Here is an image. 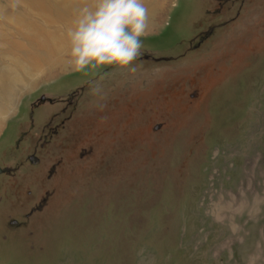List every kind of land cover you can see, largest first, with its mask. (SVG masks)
I'll return each mask as SVG.
<instances>
[{"label": "rangeland", "instance_id": "obj_1", "mask_svg": "<svg viewBox=\"0 0 264 264\" xmlns=\"http://www.w3.org/2000/svg\"><path fill=\"white\" fill-rule=\"evenodd\" d=\"M216 2L142 0L139 59L77 71L95 0H0V264H264V0Z\"/></svg>", "mask_w": 264, "mask_h": 264}, {"label": "clouds", "instance_id": "obj_2", "mask_svg": "<svg viewBox=\"0 0 264 264\" xmlns=\"http://www.w3.org/2000/svg\"><path fill=\"white\" fill-rule=\"evenodd\" d=\"M145 15L142 0H95L93 7L81 8L67 31L68 56L75 70L131 66L141 55Z\"/></svg>", "mask_w": 264, "mask_h": 264}, {"label": "flooded vegetation", "instance_id": "obj_3", "mask_svg": "<svg viewBox=\"0 0 264 264\" xmlns=\"http://www.w3.org/2000/svg\"><path fill=\"white\" fill-rule=\"evenodd\" d=\"M214 1H217L216 3H217V6L214 4V9L215 10H217L218 9V4L219 3H226L225 1H227V0H214ZM221 4H219V6H220ZM221 7V6H220ZM220 10V9H219ZM221 14H222V12H218V15L219 16H221ZM210 32V33H209ZM213 32H215L214 31V29H209V31H207L206 33H207V35L205 34V35H203L202 36V38L203 39H205V38H207V37H210V36H212V34H213ZM203 39H201V40H203ZM201 40H198V42H197V44L195 45V46H193L192 48H199V46H200V44H201ZM203 42H204V40H203ZM202 42V43H203ZM195 52V51H194ZM76 91H78V89L77 90H75V91H72L71 93H69V94H66L65 96H63V95H54V94H52V95H50V96H48V94H46V95H41L40 97H39V99L38 100H36L35 102H32V103H30V105H29V113L31 114L34 110H37L38 108H40V106H42V104H47V105H55V104H60V102H62V100L66 97V98H76L77 99V97L79 96V94L76 92ZM53 107V106H52ZM55 107V106H54ZM33 114V113H32ZM30 119H31V117H30ZM31 124H32V122L29 120V121H26V122H24V126H25V128H30L31 127ZM21 125H23V123L21 124ZM2 155L4 156V150H2ZM17 170V169H16ZM15 170V171H16ZM15 176V174L13 173V172H11V171H9V169L7 168H4V163H3V165L0 167V177H6V178H8V179H16V182L18 181V176H15V178H13ZM14 188H16V184L14 185ZM15 190V191H14ZM1 195H2V200H4V201H12V202H14L13 200L14 199H19L20 197H21V195H22V193L20 192V190H17V189H8V187H6L5 189H4V191H2V193H1ZM10 198L11 199H13V200H10ZM12 223L13 224H15L16 223V221H12Z\"/></svg>", "mask_w": 264, "mask_h": 264}, {"label": "crops", "instance_id": "obj_4", "mask_svg": "<svg viewBox=\"0 0 264 264\" xmlns=\"http://www.w3.org/2000/svg\"><path fill=\"white\" fill-rule=\"evenodd\" d=\"M3 77H4V75H2ZM4 86L3 85H0V96L2 97V98H4V93H5V91H7L8 90V88H9V83L7 82H5L4 81Z\"/></svg>", "mask_w": 264, "mask_h": 264}, {"label": "trees", "instance_id": "obj_5", "mask_svg": "<svg viewBox=\"0 0 264 264\" xmlns=\"http://www.w3.org/2000/svg\"><path fill=\"white\" fill-rule=\"evenodd\" d=\"M48 96H50V95H48ZM20 126H22V125L20 124ZM18 131H19V128H18Z\"/></svg>", "mask_w": 264, "mask_h": 264}]
</instances>
